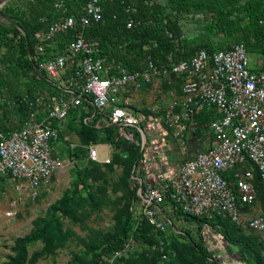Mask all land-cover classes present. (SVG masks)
I'll list each match as a JSON object with an SVG mask.
<instances>
[{"label": "built area", "instance_id": "1", "mask_svg": "<svg viewBox=\"0 0 264 264\" xmlns=\"http://www.w3.org/2000/svg\"><path fill=\"white\" fill-rule=\"evenodd\" d=\"M21 1L33 4L40 0ZM50 1L51 12L40 19L45 27L33 37L30 58L34 72L43 75L57 92L44 91L32 99L25 96L6 102L9 108L25 103L29 111L19 129L0 131V178L25 186L36 199L39 188L66 164L56 151L63 128L52 127L51 121L63 127L73 109L88 111L91 107L94 114L83 123L98 116L97 125L112 126L118 138L134 141V133L139 132L146 164L152 160L145 155L148 148L159 147L164 137L174 143L195 141V116L211 111L214 118L201 127L212 146L193 149V155L181 159L175 173L154 185L132 177L138 185L135 205L139 212L134 209V216L145 217L164 235L173 208L194 217L227 219L264 234L263 216H252L246 210L257 201L254 172L264 188V56L252 62L244 45L235 44L214 53L198 50L187 60L169 59L159 66L147 57L141 69L128 71L108 62L100 55L98 43L85 37L88 27L101 21L105 0H83L73 11V0ZM173 80L179 92L171 91L161 119H148L155 113L154 107L148 108L147 117L132 108V92L144 91L156 81L171 84ZM142 119L145 130L140 127ZM150 131L158 136L151 145L146 139ZM85 148L86 163L98 162V145ZM12 215V211L6 212V217ZM163 245L160 241L150 249ZM132 249L126 245L114 258ZM166 258L163 254L162 259Z\"/></svg>", "mask_w": 264, "mask_h": 264}, {"label": "trees", "instance_id": "2", "mask_svg": "<svg viewBox=\"0 0 264 264\" xmlns=\"http://www.w3.org/2000/svg\"><path fill=\"white\" fill-rule=\"evenodd\" d=\"M72 3L70 11L81 6L83 0ZM2 10L15 22H0V131H7L20 128L29 107L23 103L9 108L6 102L25 96L32 99L44 91L56 93L57 89L43 75L34 72V61L30 58L33 57V37L45 27L40 19L50 14L51 1L24 2L20 7L4 6ZM188 20L197 26L191 36H185L181 26ZM85 37L98 43L100 55L108 62L128 71L141 69L147 57L159 66L169 59L187 60L198 50L214 53L235 44H243L248 54L263 57L264 0H105L101 21L88 27ZM22 81L20 89L17 83ZM140 112L143 117L149 115L148 111ZM93 114L91 107L88 111L78 108L68 112L63 127L60 122L51 121L52 127L63 128L59 134L61 144L64 127L74 133L79 142L73 149L66 144L64 153L75 162L71 189L27 235L14 240L12 255L1 264H35L65 248L73 238L82 249L72 253L69 264H220L219 255L205 246L202 236L199 242L183 235L168 239L155 231L145 217L134 216L138 185L132 177L142 179L148 169L143 151L140 152L141 136L136 131L134 141L118 138L112 126L97 125L98 116L84 124L83 119ZM208 120L197 119V129ZM140 127L145 130L143 119ZM201 130L203 127L197 130V136L201 135ZM90 144L109 145L112 149L109 163H86L85 147ZM116 169L121 175L113 184L111 179ZM254 175L256 203L264 218V188L256 172ZM110 192L121 195L112 200ZM108 205H113L116 211L113 227L104 232L94 231L90 236L78 238L63 225L62 219L80 223L86 214L84 207L97 211ZM173 209L172 218L196 223L200 231L205 226L216 231L232 251L238 253L240 264H264V242L246 234L243 227L227 219L199 218ZM160 241L164 242L163 247L152 251L150 247L159 245ZM37 243L41 248L30 255L29 248ZM126 245L133 249L126 256L114 258L115 252L122 251ZM163 254L167 257L165 260Z\"/></svg>", "mask_w": 264, "mask_h": 264}, {"label": "rangeland", "instance_id": "3", "mask_svg": "<svg viewBox=\"0 0 264 264\" xmlns=\"http://www.w3.org/2000/svg\"><path fill=\"white\" fill-rule=\"evenodd\" d=\"M21 0H10L4 6H21ZM3 6V7H4ZM3 7L1 11H3ZM184 35L191 36L196 32V25L192 20L185 21L181 24ZM251 61L261 59L252 54H248ZM23 81L17 83L20 89L23 87ZM177 91V81H172L168 84L163 81H158L150 90L139 91L133 93V95H139L144 97L143 105L140 111H148L149 107L166 104L171 98L172 94ZM149 112V111H148ZM159 116V114H156ZM63 144V145H62ZM57 146V152L61 155L66 162L65 167L52 176L46 183H44L38 190V196L36 199H32L29 195V191L25 186L19 183H15L6 178H0V264L5 262L9 256L12 255L11 248L13 247L14 240L18 237L27 235L36 225V223L47 216L51 207L60 201L67 192L71 189L72 168L70 162L65 156L66 144H79L77 137L74 133L64 127L63 139ZM99 149V147H98ZM64 155V156H63ZM111 157V156H110ZM108 156H100L98 162L104 163L109 159ZM120 170H115L111 182L113 184L120 177ZM121 194H111L112 200L119 197ZM138 205V204H137ZM135 205L134 209L139 212V209ZM85 215L81 217L80 223H73L70 220L62 219L65 228L71 229L75 233V237L83 238L90 236L94 231H106L113 227L115 214V208L113 205L104 206L97 211H91L89 207H84ZM12 211L11 217H6V212ZM249 213L252 216H263V212L258 203H255ZM171 224L167 228L165 234L168 239L178 238V235L188 237L191 241L199 242L200 237L204 238L205 246L212 252L219 255L218 260L220 264H240L238 259V253L232 251L225 241L219 236V234L209 228L208 226L202 227V230H198L196 223H187L181 218L170 217ZM246 234L257 237L258 240L264 242V234L255 233L247 228H243ZM177 235V236H176ZM41 244L37 243L35 246L29 248V254L39 250ZM137 248V247H136ZM82 249L80 243L73 238L68 245L58 250L53 256L43 258L37 261L35 264H69L71 262L72 253L78 252ZM126 256V255H125Z\"/></svg>", "mask_w": 264, "mask_h": 264}, {"label": "crops", "instance_id": "4", "mask_svg": "<svg viewBox=\"0 0 264 264\" xmlns=\"http://www.w3.org/2000/svg\"><path fill=\"white\" fill-rule=\"evenodd\" d=\"M158 81L152 83L147 87L146 90H150L152 86L155 85ZM165 82V81H163ZM167 83V82H166ZM172 91V90H171ZM170 91V93H171ZM177 93L179 92V87L177 86ZM132 92L130 94L131 98V106L132 108L136 109V111H140L141 107H146L147 105H143L144 103V97H139V95H133ZM166 104L157 105L154 106L155 113L151 114L152 116H149L148 119H161L164 113V109L166 107ZM153 107V106H152ZM147 108H150L149 105ZM156 114H159V116H156ZM214 114V112H213ZM211 111H204L199 113L197 116H195V122L197 119H213V116ZM7 123V122H6ZM197 123V122H196ZM195 125V124H194ZM193 131L195 135V141L187 140L185 142H170L167 138L161 139V144L156 149H153L151 147L148 148L146 156H151L152 160L150 163L146 164L148 166L147 171L143 175V180H145L148 184L154 185L160 178L163 177H169L173 173L176 172L178 165L181 162V159L183 160L185 157H190L193 155L194 150L197 148H209L212 146L210 138L206 135L204 130H201V135L197 136V133L199 129H197V126H193ZM151 130V129H150ZM161 135V134H160ZM158 136H156L154 131H150L147 133V138L150 141L149 144L151 145L152 142L154 143L156 141ZM165 143H163V142ZM199 142V143H198ZM201 142V143H200ZM190 144V148L192 149L191 152L187 153L186 151L187 146ZM99 149V157L101 156H111L112 149L109 147V145H98ZM148 154V155H147Z\"/></svg>", "mask_w": 264, "mask_h": 264}, {"label": "water", "instance_id": "5", "mask_svg": "<svg viewBox=\"0 0 264 264\" xmlns=\"http://www.w3.org/2000/svg\"><path fill=\"white\" fill-rule=\"evenodd\" d=\"M10 0H0V22L14 24L15 22L1 11V8Z\"/></svg>", "mask_w": 264, "mask_h": 264}]
</instances>
